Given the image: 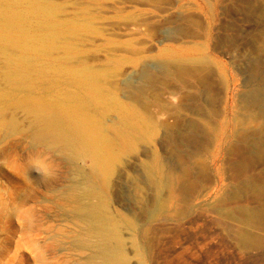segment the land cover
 <instances>
[{"label":"rangeland","instance_id":"374dc122","mask_svg":"<svg viewBox=\"0 0 264 264\" xmlns=\"http://www.w3.org/2000/svg\"><path fill=\"white\" fill-rule=\"evenodd\" d=\"M56 2L63 6V9L66 8L62 9L61 18L66 16L64 18L66 20L79 21L90 19L86 20L87 23L95 24L93 25L97 30L95 34L81 30V38L75 42L78 46L75 55L86 66H103L105 70L119 67L120 74L114 82L119 88L120 94L118 92L116 94L119 95L120 100L124 101L125 96H131L141 88L145 75L156 78L157 81L167 82L168 90H172L173 95L171 96L169 91L164 89L161 91L162 105H149L150 114L161 125L155 145L142 139L137 145L138 153L127 156L129 145L119 136L118 148L126 153L123 156L125 166H121L112 178V186L109 189L105 188L103 177L94 173L89 159L80 155L62 154L54 148V142L45 133L39 134L38 130L31 129L30 134H36L34 138L29 135L20 137L19 134H14L5 138V141H0V264H107L99 251L101 241L87 232L86 226L78 220L82 211L80 209L87 207L91 201L85 200L83 206L76 205L68 200L69 192L75 190L82 193L88 182H91L95 189L111 200V209L115 217L119 216L127 222L128 218L140 216L143 202L152 201V177L163 176L158 167L161 165L179 167L184 162L189 163L193 155L196 157V152H198L197 157H203L209 166L210 175H207L209 178L203 180L205 187L198 189L196 195L192 196L183 218L165 220L163 216H159L154 223L152 222L146 241L139 238L142 237L140 231L135 230L133 243V240L129 239L131 234L127 230V223L122 225L121 234L128 264H264V246L256 250L242 249L232 239L228 221L221 215L211 212L209 208L228 183L231 185L238 183L230 181L229 178L225 180L221 170L220 153L225 145L224 135L217 138L210 137L208 141L203 135L197 137L199 140L192 138L191 133L188 132L195 128L201 129L198 123L202 124V120L194 116L192 110L201 107L199 109L201 113L208 116L210 111L213 112L216 108L218 79L215 73L212 74L213 76L210 75L205 85L201 83L199 75L188 74V77L185 75L181 79L183 83L164 81L159 75L163 61L159 57L162 48L181 51L182 49H178L180 46L201 42L205 44L215 63L224 61L225 57L229 62L231 56L237 57V63L244 72L238 77L233 73L234 76L229 77V86L235 84L234 81L238 79L236 85H239L238 91H241V94H252L258 99L263 98L264 77L262 81L253 78L257 77L256 71L264 73V50L256 51L250 42L251 34L258 29V19L247 16L245 9L250 4L261 7L264 0H59ZM225 21L227 25H229L228 21L231 24L229 35L236 38L237 43L236 48L230 49L229 55L226 54L224 57L219 41L220 39L222 41ZM236 32H241V35ZM138 57L141 60L137 61ZM45 63L47 62L43 64ZM196 79L200 81L196 82ZM156 87L157 84L155 87L150 86L145 89L147 98L150 99L151 95H154ZM19 92L21 93L18 94L19 96L26 92L42 100H52L59 95L77 94L83 98L87 96V93L75 83L57 77H40L34 85L21 87ZM18 95H10L8 99L13 100ZM236 105L234 102L227 105L228 121L244 114L238 109L239 106L233 109ZM98 115L108 132L114 136L119 131L118 113L102 109ZM17 117H21L20 114H17ZM211 119L213 122L214 119ZM169 130L175 133L173 137L169 134ZM230 131L231 125L226 127V136ZM189 137L192 141H189ZM203 140L208 141L205 146ZM228 140L229 137L226 141ZM153 151L160 155L156 165L151 163ZM201 152L204 156L200 154ZM261 168L250 170L249 175L258 173ZM243 205L253 207L257 204L246 198ZM173 208L172 202L169 210ZM140 243L144 245L146 243V247L150 244L151 249L148 247L147 253L141 254L136 248V244L140 246Z\"/></svg>","mask_w":264,"mask_h":264},{"label":"bare ground","instance_id":"6f19581e","mask_svg":"<svg viewBox=\"0 0 264 264\" xmlns=\"http://www.w3.org/2000/svg\"><path fill=\"white\" fill-rule=\"evenodd\" d=\"M56 1L59 0H0V141L14 134H19L20 137L29 135L34 138L36 134H30L31 129L38 130L39 134L45 133L54 142V148L62 154L80 155L89 159L92 162L94 173L103 177L105 188L109 189L112 186V178L121 166H125L123 156L126 153L124 154L118 148L119 136L125 139V143L129 145L127 156L138 153L137 145L142 139L155 145L161 125L150 114L149 105H162L161 91L168 90V84L145 75L143 86L137 89L133 95L125 96L124 101L120 100L119 95L116 94L119 88L114 82V79L120 74L119 67L105 70L103 66H86L75 55L76 47H78L75 42L81 38V30L95 34L97 33L93 26L95 24L87 23L86 20L90 19L79 21L66 20L64 19L66 16L61 18L63 6H60ZM247 2L249 3V1ZM263 5L255 7V4L254 6L250 4L245 9L247 16H254L258 19V21L256 20L259 25L258 29L250 37L252 38L250 42L256 51L264 50ZM86 15L88 14L86 13ZM133 20L131 19V21ZM225 22L222 41L221 39L219 41L224 57L226 54L229 55L230 49L236 48L237 43L236 38L229 35L231 29L229 25L231 24L229 21V25H227V21ZM234 35L236 36V34ZM238 35H241V32ZM239 37L237 36V38ZM85 47L87 48V46ZM178 49L182 50L169 49L168 47L160 50L159 57L163 61L159 75L164 81L183 83L181 81L183 76L193 74L199 75L201 83L205 85L208 83L210 75L214 73L218 79L215 110L210 111L208 116L201 113L199 110L201 107H198V110H192V114L200 118L202 122H199L202 124L198 123L201 129L189 128L191 130L188 131L192 138L203 135L208 141L210 137L217 138L224 135L225 145L220 153L222 156L221 170L225 180L229 178L232 182H238L232 185L228 183L225 189H222L220 196L209 205L210 211L221 215L228 221L231 237L242 249L256 250L264 246V94L261 99L252 96V94H241V91H238L239 85H236L238 83L236 78L235 84L229 86V77L233 73L235 77H238L244 72L237 63V57L231 56L230 62L225 57L224 61L215 63L205 44L201 42H191ZM136 53L138 54L137 51ZM139 60L141 58L138 57L137 61ZM44 62L47 63L43 64ZM262 74L264 73L256 71L257 77L254 76L253 79L258 78L259 81H262V77H264ZM40 77H57L69 80L82 88L87 96L83 98L77 94L59 95L52 100L35 98L31 96L34 94L30 95L26 92L19 96L21 87H31ZM198 81L200 80L196 82ZM156 84L158 86L156 90L153 88L156 92L153 96L151 95L150 99L147 98L145 89L150 86L155 87ZM171 91L169 94L172 96L173 92ZM13 94L19 95L13 100H9L8 97ZM41 95L43 94L41 93ZM233 102L237 104L233 109H237L239 106L238 109L242 110L244 114L239 118L235 116L228 121L227 105L229 106ZM102 109L107 112H116L119 115L117 127L119 131L114 136L108 132L103 120L98 115ZM17 114H20L21 117H17ZM211 118L214 119L213 122ZM229 125H231V131L226 136V127ZM168 132L171 137L175 134L171 130ZM227 137H229L228 141H226ZM192 138L189 137V141H192ZM193 140L195 141V139ZM208 141L202 142L203 145L205 146ZM193 146L196 145L193 144ZM206 149H208L207 146ZM197 153L196 157L191 155L193 159L191 157L189 163L187 160V162L183 161L184 163L182 162L183 164H180L179 167L159 166L163 176L162 178L156 175L152 177V201L150 199V203L143 202L140 216L128 218L127 222L119 216L115 217L114 211L111 209V200L107 195H103L98 189H95L91 182H88L82 193L75 190L69 192L68 200L76 205L83 206L85 200L91 201L87 207L80 209L83 213L81 214L79 211L78 220L86 226L87 232L101 241V243L99 242L101 244L99 251L107 264H128L123 247L124 239L121 234L122 225L125 223H127V230L131 234L129 239H132L134 243L135 230H139L140 236H142L139 238L146 241V236L151 228L150 224L154 223L159 216H163L165 220L184 217L185 211L192 201V196L196 195L198 189L203 188V180L207 175H210L208 164L203 157H197ZM151 156V163L156 165L160 157L159 153L153 151ZM258 167H262L260 171L250 176V170ZM246 198H250L257 205L253 207L243 205ZM172 202L174 208L169 210V205ZM141 243L140 246L136 244V248L141 254H146L150 244H147L149 246L146 247V243L145 245ZM147 255L149 256V254Z\"/></svg>","mask_w":264,"mask_h":264},{"label":"crops","instance_id":"0c3cea01","mask_svg":"<svg viewBox=\"0 0 264 264\" xmlns=\"http://www.w3.org/2000/svg\"><path fill=\"white\" fill-rule=\"evenodd\" d=\"M198 32V34H199V31H197ZM200 35V34H199ZM163 49V48H162Z\"/></svg>","mask_w":264,"mask_h":264}]
</instances>
